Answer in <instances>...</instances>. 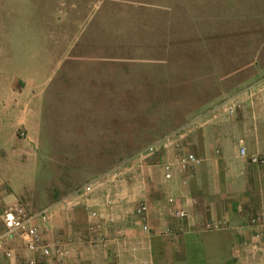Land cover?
Segmentation results:
<instances>
[{
    "label": "rangeland",
    "instance_id": "1",
    "mask_svg": "<svg viewBox=\"0 0 264 264\" xmlns=\"http://www.w3.org/2000/svg\"><path fill=\"white\" fill-rule=\"evenodd\" d=\"M175 1L0 0L1 43L16 62L0 80L32 86L24 137L11 127L23 101L0 115L5 194L37 211L264 76V57L210 56L205 48L224 42L133 25L137 8L149 20L178 18Z\"/></svg>",
    "mask_w": 264,
    "mask_h": 264
},
{
    "label": "crops",
    "instance_id": "2",
    "mask_svg": "<svg viewBox=\"0 0 264 264\" xmlns=\"http://www.w3.org/2000/svg\"><path fill=\"white\" fill-rule=\"evenodd\" d=\"M168 6L179 11L178 18L149 20L141 16L147 9L137 8L133 25L144 26L146 35L151 25L158 24L167 27L161 32L177 35L175 40L192 34L193 40L224 42L205 48L210 56L264 57V0H212L211 5L199 6L177 0ZM199 7L203 8L200 13ZM211 32L214 36L209 38ZM1 38L6 36H0V74L14 72L13 54ZM29 90L28 81L15 76L0 80V115L7 117L23 101L11 123L12 128L18 127L16 137L24 132L20 128L29 111ZM262 97L264 90L235 117L219 115L189 135L180 148L145 159L79 198L72 208L54 214L47 223H38L45 242L62 243L64 256L46 261L28 250L23 236H18L4 242L12 258L0 256V264L32 260L35 264H264V164H251L237 153V142L243 139L248 155L264 160ZM187 154L201 163L184 171L175 165L164 170L165 164ZM63 196L54 195L52 203ZM0 198L5 204L17 202L1 186ZM140 205L147 207L143 218L134 213ZM175 210L189 216L177 218ZM91 211L96 213L94 218ZM254 217L260 218L258 226L250 224ZM207 222L220 227L207 230ZM143 225L148 227L146 232ZM257 231L262 233L259 243L253 238ZM67 239L73 240L75 253L65 246Z\"/></svg>",
    "mask_w": 264,
    "mask_h": 264
},
{
    "label": "built area",
    "instance_id": "3",
    "mask_svg": "<svg viewBox=\"0 0 264 264\" xmlns=\"http://www.w3.org/2000/svg\"><path fill=\"white\" fill-rule=\"evenodd\" d=\"M263 90L264 76L254 83L229 95L212 108L190 118L174 129L166 132L128 159L99 174L73 192L37 211L32 212L27 210L20 202L5 204L0 198V221L4 226V231L0 232V256L6 259L12 258V252L4 249V242L13 240L18 236H23L28 250L35 255H40L46 261H49L53 256H64L62 243L52 244L45 242L37 225L38 223H47L54 214L72 208L77 204L79 198L89 195L105 182L114 181L125 171L133 168L136 164H141L145 159L170 149L180 148L189 135L209 122L214 121L219 115L223 114L228 118L235 117L247 102H253L256 100ZM24 135L25 134L22 132L19 133L20 137H24ZM237 153L241 158H248L251 164L258 166L264 164V160L259 156L248 155L247 147L243 139H239L237 142ZM200 163L201 159L192 154H187L176 157L171 164H165L164 170L167 172L175 165L181 171H184L189 167L197 166ZM84 209L87 210L88 207L84 206ZM146 211L147 207L145 205H140L135 209L134 213L136 216L143 218ZM173 214L175 217L181 219L189 216L188 213L183 210H175ZM89 215L91 218H94L96 213L91 211L89 212ZM259 223V217H254L250 220V224L253 226H258ZM218 227H220V224L216 222H207L205 224V229L207 230L216 229ZM92 229H94V226H90V230ZM142 229L146 232L148 230L147 225H143ZM253 238L256 243H259L262 239V233L257 231L254 233ZM64 243L65 246L70 247L72 253L76 252L72 239H67ZM29 264H35V262L32 260Z\"/></svg>",
    "mask_w": 264,
    "mask_h": 264
}]
</instances>
